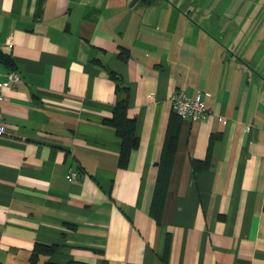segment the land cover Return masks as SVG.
I'll use <instances>...</instances> for the list:
<instances>
[{
    "label": "crops",
    "instance_id": "1",
    "mask_svg": "<svg viewBox=\"0 0 264 264\" xmlns=\"http://www.w3.org/2000/svg\"><path fill=\"white\" fill-rule=\"evenodd\" d=\"M130 2L0 0L2 77L21 75L0 102V264H30L35 243L58 247L36 264H264V0ZM109 70L140 140L126 168L102 123ZM178 89L211 111L182 120L156 221Z\"/></svg>",
    "mask_w": 264,
    "mask_h": 264
},
{
    "label": "trees",
    "instance_id": "2",
    "mask_svg": "<svg viewBox=\"0 0 264 264\" xmlns=\"http://www.w3.org/2000/svg\"><path fill=\"white\" fill-rule=\"evenodd\" d=\"M145 1L148 4H155L157 2V0ZM118 57L123 61L127 60L129 57L128 50L122 48L118 53ZM0 61H3L6 66H12L11 60L1 54ZM109 75L115 83V93L117 94L118 99L112 107L111 115L107 118H104L102 123L105 126L112 128L116 135L121 139L117 165L120 168H126L129 162L130 154L133 150L139 147L140 140L135 135L136 121L133 117L128 115V87L126 86L120 74L113 70H109ZM182 120L184 119L172 109V112L168 118L160 159L155 163L157 167V175L151 200V211L156 221L159 220V216L164 206L170 178V171L172 169L174 156L176 153L178 135ZM191 164L194 171H201L207 167L208 159H194L192 160ZM169 235L170 233L167 234L166 250L169 246ZM57 249L58 247L56 245L35 243L29 257L30 264H36L40 255H50L56 252Z\"/></svg>",
    "mask_w": 264,
    "mask_h": 264
},
{
    "label": "built area",
    "instance_id": "3",
    "mask_svg": "<svg viewBox=\"0 0 264 264\" xmlns=\"http://www.w3.org/2000/svg\"><path fill=\"white\" fill-rule=\"evenodd\" d=\"M20 81L21 75L17 71H11L3 78L0 66V102L6 100L4 90L13 89ZM170 100L172 109L183 119H189L190 121H203L211 111L205 104L200 91H197L194 97H189L185 91L178 89L173 92ZM4 131L3 116L0 110V136ZM78 177L77 171H71L68 174V178L71 180Z\"/></svg>",
    "mask_w": 264,
    "mask_h": 264
},
{
    "label": "water",
    "instance_id": "4",
    "mask_svg": "<svg viewBox=\"0 0 264 264\" xmlns=\"http://www.w3.org/2000/svg\"><path fill=\"white\" fill-rule=\"evenodd\" d=\"M137 0H131L130 6L133 5Z\"/></svg>",
    "mask_w": 264,
    "mask_h": 264
}]
</instances>
